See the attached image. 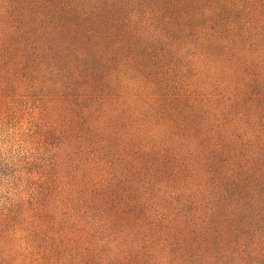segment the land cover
I'll return each instance as SVG.
<instances>
[{
    "label": "rangeland",
    "instance_id": "1",
    "mask_svg": "<svg viewBox=\"0 0 264 264\" xmlns=\"http://www.w3.org/2000/svg\"><path fill=\"white\" fill-rule=\"evenodd\" d=\"M0 264H264V0H0Z\"/></svg>",
    "mask_w": 264,
    "mask_h": 264
}]
</instances>
